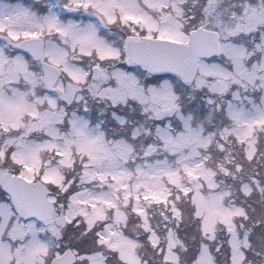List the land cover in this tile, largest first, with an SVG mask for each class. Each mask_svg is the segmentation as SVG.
Returning <instances> with one entry per match:
<instances>
[{"label":"snow or ice","instance_id":"snow-or-ice-1","mask_svg":"<svg viewBox=\"0 0 264 264\" xmlns=\"http://www.w3.org/2000/svg\"><path fill=\"white\" fill-rule=\"evenodd\" d=\"M0 264H264V0H0Z\"/></svg>","mask_w":264,"mask_h":264}]
</instances>
